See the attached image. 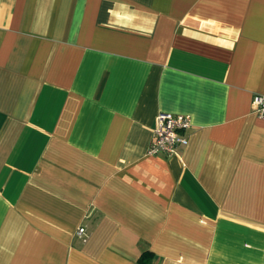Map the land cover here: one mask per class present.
<instances>
[{
  "label": "crops",
  "instance_id": "1",
  "mask_svg": "<svg viewBox=\"0 0 264 264\" xmlns=\"http://www.w3.org/2000/svg\"><path fill=\"white\" fill-rule=\"evenodd\" d=\"M255 95L264 0H0V264H264Z\"/></svg>",
  "mask_w": 264,
  "mask_h": 264
},
{
  "label": "built area",
  "instance_id": "2",
  "mask_svg": "<svg viewBox=\"0 0 264 264\" xmlns=\"http://www.w3.org/2000/svg\"><path fill=\"white\" fill-rule=\"evenodd\" d=\"M252 113L264 115V96L255 95L252 100ZM191 127L190 118L186 115L159 112L154 118L152 138L147 154L152 156L163 153L166 156L175 154L178 147H186L189 139L187 132ZM84 233L80 228L79 236Z\"/></svg>",
  "mask_w": 264,
  "mask_h": 264
},
{
  "label": "trees",
  "instance_id": "3",
  "mask_svg": "<svg viewBox=\"0 0 264 264\" xmlns=\"http://www.w3.org/2000/svg\"><path fill=\"white\" fill-rule=\"evenodd\" d=\"M145 256H146V253H143L142 256H141V258H140V262H141L142 264H145V263H146V262L144 261ZM147 257H151V255H148V254H147Z\"/></svg>",
  "mask_w": 264,
  "mask_h": 264
}]
</instances>
